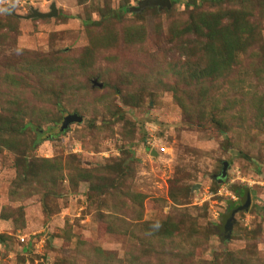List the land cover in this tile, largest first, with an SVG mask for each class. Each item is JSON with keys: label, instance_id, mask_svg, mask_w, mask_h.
<instances>
[{"label": "rangeland", "instance_id": "374dc122", "mask_svg": "<svg viewBox=\"0 0 264 264\" xmlns=\"http://www.w3.org/2000/svg\"><path fill=\"white\" fill-rule=\"evenodd\" d=\"M140 1L0 0V115L18 103L42 131L34 151L30 130L0 136V264H264V15L256 47L212 82L202 108L183 76L198 56L171 32L191 0L103 21ZM195 3L215 13L241 1ZM53 4L55 17L28 18ZM132 29L141 42L124 41ZM34 56L64 72L30 79L47 70ZM74 113L81 123L61 132ZM148 141L165 153L151 156ZM233 187L251 202L225 238L229 205L242 201ZM163 224L176 225L172 238L158 237Z\"/></svg>", "mask_w": 264, "mask_h": 264}, {"label": "trees", "instance_id": "16d2710c", "mask_svg": "<svg viewBox=\"0 0 264 264\" xmlns=\"http://www.w3.org/2000/svg\"><path fill=\"white\" fill-rule=\"evenodd\" d=\"M77 1L80 4L85 2V0ZM222 1L223 0H210V3L212 5H219ZM240 1L241 4L239 9L217 11L213 13L203 11L202 6L197 7L195 0H191V2L186 3L187 9L190 7L192 8L189 12L187 21L182 26L179 27V25H177L171 29L175 40L187 38L188 43L191 44V47H189V56H198L195 63L192 66L190 65L183 72V76L188 81L189 85H194L190 93H196L197 98L203 100L200 103L202 108L210 104V93L211 90H213V87L210 86L212 82L222 77H227L232 71V66L237 62L238 55L244 54L248 50L255 48L257 42H259L262 30L261 21L264 15V0ZM171 3L174 4L176 1L171 0ZM147 10L156 12L158 8H149ZM127 12L128 9L126 6H121L118 11L103 13V21H107L108 23L121 21ZM135 16L140 17L137 15ZM99 24L100 21H91L90 19L84 22L85 27ZM123 38L126 43H139L143 40V30H124ZM190 38H192V40H190ZM31 61L42 68H47V70H40L37 73H32L33 78L30 79L34 81L36 79H47L55 73L62 74L65 69L53 68L50 63L46 65L43 61H39L36 56H34V60ZM10 80V85L14 87L24 82L19 76H10ZM22 84H26V82ZM39 88H42L46 92L48 91L47 87ZM50 90H52L51 87ZM18 97L19 95L17 94V98ZM6 103L9 105L8 102ZM9 106H12L11 112H8L7 115H0V136H22L25 131L30 130L33 132L34 138L32 143L28 146V149L34 151L42 141V131L37 129L31 121L27 123L24 122V118H27L29 114L26 112L23 105L12 103ZM56 108L57 113L60 114V104H56ZM211 108L215 109L216 106L212 105ZM210 117L212 122L222 127V123L219 119L213 117L211 113ZM232 190L235 196L237 198L239 197L238 200H241L246 189L233 187ZM237 207L238 205H236V203H231L229 205L230 210H234ZM161 227L162 228L158 230L161 232L157 235L163 240L172 238L177 231L176 225L170 226L168 224H163Z\"/></svg>", "mask_w": 264, "mask_h": 264}, {"label": "water", "instance_id": "95a60500", "mask_svg": "<svg viewBox=\"0 0 264 264\" xmlns=\"http://www.w3.org/2000/svg\"><path fill=\"white\" fill-rule=\"evenodd\" d=\"M170 7H171V0H142L138 3L137 7L129 8L128 12L134 13V14H139L147 8H158V10L161 11L163 9H170ZM56 15H57V10L55 8V5L53 4L50 7L49 13H41L37 10H34L32 15L29 16L28 18H30V19H34V18L47 19V18L55 17ZM93 84H94V86H98L99 88L102 87V84H98L96 81H94ZM81 121H82V118L79 115H77L76 113L71 114V115H67L66 117H64V119L62 121L60 131L63 132L69 127V125H71L73 123H81ZM150 155L153 157H156L158 154L156 153V151L152 150ZM228 167H229V164L227 162H224L220 174L217 175L215 177V179L220 181V182L223 181L226 178ZM250 200L251 199H250V195H249V190L246 189L244 196L242 198V201H241V205L239 207H237L236 209H234L230 213V215L226 217V221H225L224 226L221 230L222 233H224L225 238H229V235L231 233L234 215L236 213L242 211V210H247L249 205H250V202H251Z\"/></svg>", "mask_w": 264, "mask_h": 264}, {"label": "built area", "instance_id": "2783aa9c", "mask_svg": "<svg viewBox=\"0 0 264 264\" xmlns=\"http://www.w3.org/2000/svg\"><path fill=\"white\" fill-rule=\"evenodd\" d=\"M148 146H149V153H151L152 150L156 151L158 155L164 154L165 153V148L164 147H158L153 141H148ZM237 174V180H240L243 185L245 186H251L255 182L253 180H245L242 179L239 175V172H236ZM257 183V182H256ZM258 184V183H257ZM260 185L264 186V181L260 183Z\"/></svg>", "mask_w": 264, "mask_h": 264}]
</instances>
